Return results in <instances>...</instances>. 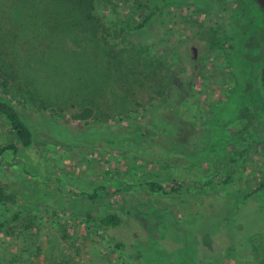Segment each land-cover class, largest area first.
<instances>
[{
  "label": "rangeland",
  "instance_id": "rangeland-1",
  "mask_svg": "<svg viewBox=\"0 0 264 264\" xmlns=\"http://www.w3.org/2000/svg\"><path fill=\"white\" fill-rule=\"evenodd\" d=\"M156 3L152 21L130 31ZM66 16L99 23L71 27ZM263 68L264 16L253 0H93L91 12L73 0H0V80L36 136L23 152L0 124V151L17 149L0 155L10 197L0 222L23 210L0 231V264H264V188L253 193L264 177ZM167 82L181 99L170 106L166 159L81 134L141 122ZM237 92L234 115H218L223 127L212 121L223 138L212 148L208 121ZM86 108L91 118L71 120ZM108 212L120 227L99 226Z\"/></svg>",
  "mask_w": 264,
  "mask_h": 264
},
{
  "label": "trees",
  "instance_id": "trees-1",
  "mask_svg": "<svg viewBox=\"0 0 264 264\" xmlns=\"http://www.w3.org/2000/svg\"><path fill=\"white\" fill-rule=\"evenodd\" d=\"M73 3L82 11H92L93 0H73ZM161 5L162 4L160 3H156L153 6L152 10L146 16L142 17V20L140 22H137V24L128 27L129 30L140 31L144 29L152 21L155 12L160 9ZM260 11L264 16V12L261 9ZM66 18V23L71 27H80L84 29L86 25L91 24L89 22L92 20H95V23L97 25L99 23V21L93 16H66ZM230 48L232 50L234 47L231 46ZM162 86L165 87L167 93H162L157 96V103L153 104V106H151L148 110H143L141 122H133L126 126H123L121 124L112 125L110 123H100L97 126L93 125V127L89 131L83 132L81 134L90 136V138H88L87 140L89 143H91L92 141H100L104 144L105 147L110 150L131 153L134 156L142 159H150L151 157H154V159L158 158L160 160L166 159V155L169 154V152L167 151L163 141L164 139H169L176 135V126L171 122L169 118V110L173 102L179 101L181 99V93L175 86L171 84L169 86L168 82L166 85L163 84ZM238 92L232 94V100L221 106V108L216 109L214 111V114H212L211 118L208 121V128L212 130L210 134L213 141L211 143L212 148L213 146L218 147L219 145H223L222 143L218 142L223 139L221 134H219L213 128L214 119L217 117V119H219L220 121L221 118L218 117V115L220 114L224 116L228 114L234 115L235 106H238L237 103L241 101V97L239 96ZM92 116L93 111L89 108H86L80 113L72 115L71 120L83 122L88 120ZM2 121H4L8 125L9 129L15 134L22 147L23 152H29L33 149L36 136L31 123V118L30 116L25 114L24 108H22L19 103H13L12 100H10L8 94V82L6 79L0 80V124ZM218 123V126H224V123H222L221 121ZM248 141L249 139H246L245 143L247 144ZM152 147L154 149L151 150V154L149 152V149ZM10 150H12L14 153H17V149L15 147L8 146L7 148L1 149L0 153L2 154L0 155H3L5 151ZM243 150L244 148H242V150L234 152L236 160H240L242 158ZM146 187L148 191L154 196H156L161 190L160 184L153 181L148 182L146 184ZM263 188L264 177L262 180H260L258 188L253 193L261 191ZM89 197L91 198V196ZM9 200L10 197L0 186V203L7 202ZM69 202L71 204L70 212L73 214H79L81 209L77 207V205H74V201L72 199L69 200ZM22 212V209L15 211L11 214L10 219L0 222V231L21 220ZM86 216L88 219H91L90 216ZM96 220L99 226L104 229L118 228L123 223L121 215L117 212H108L106 214L99 215ZM227 232L229 234L228 230ZM115 247L120 249L122 245L120 243H116Z\"/></svg>",
  "mask_w": 264,
  "mask_h": 264
},
{
  "label": "water",
  "instance_id": "water-1",
  "mask_svg": "<svg viewBox=\"0 0 264 264\" xmlns=\"http://www.w3.org/2000/svg\"><path fill=\"white\" fill-rule=\"evenodd\" d=\"M256 4L259 6V8L264 12V0H254ZM262 84L264 88V68L262 73Z\"/></svg>",
  "mask_w": 264,
  "mask_h": 264
}]
</instances>
